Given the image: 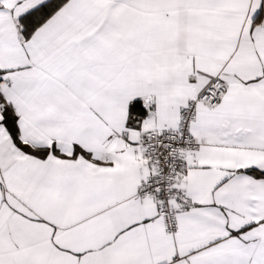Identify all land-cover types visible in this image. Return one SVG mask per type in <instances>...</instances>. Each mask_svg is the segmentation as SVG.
<instances>
[{
  "label": "snow or ice",
  "instance_id": "snow-or-ice-1",
  "mask_svg": "<svg viewBox=\"0 0 264 264\" xmlns=\"http://www.w3.org/2000/svg\"><path fill=\"white\" fill-rule=\"evenodd\" d=\"M0 264H264V0H0Z\"/></svg>",
  "mask_w": 264,
  "mask_h": 264
}]
</instances>
